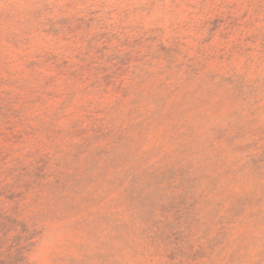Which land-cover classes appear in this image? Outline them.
<instances>
[{"label": "rangeland", "instance_id": "374dc122", "mask_svg": "<svg viewBox=\"0 0 264 264\" xmlns=\"http://www.w3.org/2000/svg\"><path fill=\"white\" fill-rule=\"evenodd\" d=\"M0 213L22 264H264V0H0Z\"/></svg>", "mask_w": 264, "mask_h": 264}, {"label": "trees", "instance_id": "16d2710c", "mask_svg": "<svg viewBox=\"0 0 264 264\" xmlns=\"http://www.w3.org/2000/svg\"><path fill=\"white\" fill-rule=\"evenodd\" d=\"M37 234L27 222L0 213V264H22Z\"/></svg>", "mask_w": 264, "mask_h": 264}]
</instances>
